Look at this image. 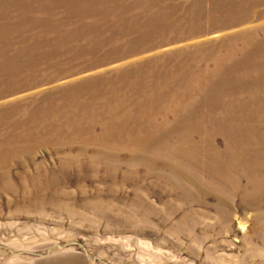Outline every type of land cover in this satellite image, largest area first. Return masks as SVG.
<instances>
[{"label":"rangeland","instance_id":"374dc122","mask_svg":"<svg viewBox=\"0 0 264 264\" xmlns=\"http://www.w3.org/2000/svg\"><path fill=\"white\" fill-rule=\"evenodd\" d=\"M0 264H264V0H0Z\"/></svg>","mask_w":264,"mask_h":264}]
</instances>
